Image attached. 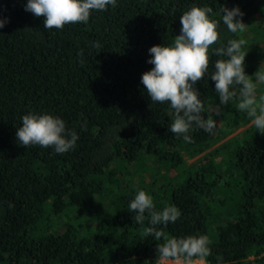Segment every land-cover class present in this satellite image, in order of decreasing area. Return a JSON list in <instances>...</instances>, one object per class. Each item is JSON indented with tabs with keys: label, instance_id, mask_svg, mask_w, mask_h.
I'll use <instances>...</instances> for the list:
<instances>
[{
	"label": "trees",
	"instance_id": "16d2710c",
	"mask_svg": "<svg viewBox=\"0 0 264 264\" xmlns=\"http://www.w3.org/2000/svg\"><path fill=\"white\" fill-rule=\"evenodd\" d=\"M24 3L0 0L9 18L0 29V264H156L161 241L144 238L127 207L137 188L157 208L180 209L164 237H210L208 264H264V134L251 124L185 167L251 118L238 97L219 105L205 76L196 87L216 128L193 129L186 143L168 129V105L152 103L140 83L152 67L147 49L172 43L193 3L215 19L221 6H239L245 30L234 36L221 23L219 33L247 41L252 76L264 66V0H118L62 29H45ZM30 111L61 117L78 133L75 147L20 145L16 128Z\"/></svg>",
	"mask_w": 264,
	"mask_h": 264
},
{
	"label": "clouds",
	"instance_id": "9594fccd",
	"mask_svg": "<svg viewBox=\"0 0 264 264\" xmlns=\"http://www.w3.org/2000/svg\"><path fill=\"white\" fill-rule=\"evenodd\" d=\"M118 0H26L24 10L43 17L45 29H62L69 23L87 24L94 11L115 8ZM210 6L193 3L179 16V34L172 43L152 45L146 62L152 67L140 76L152 103L167 104L172 111L168 125L171 133L184 142H191L193 129L213 133L217 119L207 115L196 82L207 76L214 82L219 105H227L234 97L239 98L237 109L251 118L256 131L264 134V92L257 89L264 85V66L252 75L245 72L247 41L230 38L226 43L220 38L221 23L229 33L245 30L244 15L239 6H221V18H213ZM9 18L0 14V29ZM217 45L216 47H210ZM211 55L219 57L209 72ZM217 108L215 116L219 117ZM15 136L22 146L39 145L51 147L62 154L75 147L79 139L75 130L68 129L63 119L50 113L28 112L21 117ZM128 201V210L135 215L144 238L153 237L161 241L156 246V264H208L211 255V240L207 234L167 236L162 226L175 223L181 217L180 209L174 204L157 208L153 196L143 188H137ZM163 238V239H162Z\"/></svg>",
	"mask_w": 264,
	"mask_h": 264
},
{
	"label": "rangeland",
	"instance_id": "374dc122",
	"mask_svg": "<svg viewBox=\"0 0 264 264\" xmlns=\"http://www.w3.org/2000/svg\"><path fill=\"white\" fill-rule=\"evenodd\" d=\"M252 123L250 122L248 125H246L245 127H242V128H238L236 129L234 132H232L229 136H227L226 138H224L223 140H221L220 142H218L216 145H214L212 148H210L209 150L201 153L200 155L198 156H195L191 159H188L186 162H185V167H189V166H192V168H195L193 166H195L196 164L198 163H203L204 162V157L209 156V152L211 150H213L215 147L219 146L220 144L224 143L225 141L229 140L230 138H234L235 136H238L240 133L244 132L248 126H250ZM206 158V159H207Z\"/></svg>",
	"mask_w": 264,
	"mask_h": 264
}]
</instances>
